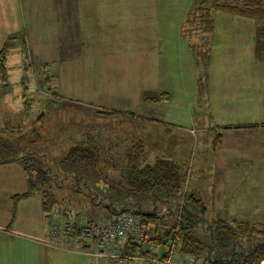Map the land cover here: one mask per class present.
I'll use <instances>...</instances> for the list:
<instances>
[{"label":"rangeland","instance_id":"obj_1","mask_svg":"<svg viewBox=\"0 0 264 264\" xmlns=\"http://www.w3.org/2000/svg\"><path fill=\"white\" fill-rule=\"evenodd\" d=\"M57 1L0 0V51L11 26L19 30L0 72V137L10 140L11 159L34 155L58 176L51 182L59 201L106 219L88 202L121 209L111 187L117 181L107 177L121 178L133 152L117 140L123 131L115 122L145 117L163 136L143 150L150 161L169 159L188 171L184 192L206 202L208 226L224 219L263 230L264 155L248 153L264 143V36L255 19L209 13L207 0H91L103 2L94 8ZM7 13L17 25L7 24ZM146 92L166 97L154 101ZM35 131L41 143H33ZM76 147L95 150L96 171L64 170L61 160ZM19 164L0 166V264H75V256L90 264L75 243L53 234L60 217L44 211L41 186L16 201L28 189ZM148 199L132 201L167 211Z\"/></svg>","mask_w":264,"mask_h":264},{"label":"trees","instance_id":"obj_2","mask_svg":"<svg viewBox=\"0 0 264 264\" xmlns=\"http://www.w3.org/2000/svg\"><path fill=\"white\" fill-rule=\"evenodd\" d=\"M207 1L208 3L205 1L203 7L207 5L209 13L221 12L255 19L258 24V33L260 32L264 36V0ZM9 38L11 39V37ZM10 39L4 44V50L0 51V72L7 71L8 58L6 54L9 50ZM144 95L147 99L154 101L163 100L166 97V94L154 92H146ZM34 135L36 140L33 143H41L42 133L35 131ZM138 149L140 151L135 150L128 154V170L124 175L122 174L121 178L113 180L107 177L108 181H117L112 182L111 187L116 189L119 194V198L115 200L121 206L120 210L115 209L116 206L112 205L113 201L111 205L105 207H101L102 204H97L94 201L88 202L90 207L97 208L96 212L107 215L106 219L97 220L85 217L77 206H72L77 210L79 221L85 217L97 222H106L123 214H133L143 219L149 245L152 248L145 250L144 245L138 244L133 238H130L128 242L120 246L119 254L120 258L124 260L123 264H135V262L153 264L147 256L155 252L154 250L158 247L162 248L164 260L168 257L166 254L168 246H176L178 258L191 257L195 259L196 264H200V261H202L201 264L264 263V240L254 247L246 244L248 239L257 235L264 236V229L237 220L230 223L224 219L217 220L213 225L208 226L205 219L206 202L195 194H191L190 191L184 192L186 179L189 177L188 171L184 174L182 167L169 159L156 157V160L150 161L149 151L143 150V145ZM0 152L2 157H6V159L1 157L0 164L21 163L28 174V189L25 193L16 195V201L28 199L36 192H41L38 187L41 186L43 188L41 193L44 211L51 217L54 214L60 217L57 218V230H53V234L70 243L69 239L72 236L64 232L66 219L64 208L72 202L59 201L57 198L51 180L58 176L46 169L43 162L35 159L34 155L11 159L10 155L15 150L10 143L0 141ZM99 163L100 156L95 150L83 147L74 148L60 162L64 170L81 169L91 172L98 169ZM35 173L37 179L34 178ZM97 174L101 176L99 170ZM134 196H143L153 199L155 202L160 201L162 204H167V211L161 213L157 208L146 211L143 209V203L132 201ZM182 197L183 201L180 203ZM191 207L193 209H190ZM86 247L88 248L89 245ZM136 258L140 259L136 260ZM103 260H106L107 264L117 263L116 259H102L98 261V264H101Z\"/></svg>","mask_w":264,"mask_h":264},{"label":"built area","instance_id":"obj_3","mask_svg":"<svg viewBox=\"0 0 264 264\" xmlns=\"http://www.w3.org/2000/svg\"><path fill=\"white\" fill-rule=\"evenodd\" d=\"M64 212L66 214L64 232L72 236L69 239V246L77 245V251L91 258L90 264H98V261L102 259H116V264H123L124 260L119 254L120 246L128 242L130 238L144 245L145 250L152 248L143 225L144 221L136 215L123 214L106 222H97L85 217L79 221L77 210L70 205L64 208ZM62 219L64 220L63 215ZM55 228L57 230L56 226ZM87 245H89L88 248ZM154 251L147 256L153 264H196L194 258H178L176 246L167 247L168 257L164 260L161 247Z\"/></svg>","mask_w":264,"mask_h":264},{"label":"crops","instance_id":"obj_4","mask_svg":"<svg viewBox=\"0 0 264 264\" xmlns=\"http://www.w3.org/2000/svg\"><path fill=\"white\" fill-rule=\"evenodd\" d=\"M88 1H89V6H91V8H94L96 6H98V7L103 6V2H101V1H98V4H94V2L91 0H88ZM56 6H58V8H61L62 6H66V2H64L62 0L61 1L58 0L56 2ZM57 12H59V10ZM115 12H117V11H115ZM7 17H8V23L7 24H11L12 22L14 23L13 17L12 16L9 17L8 13H7ZM15 25H17V24H15ZM14 27L11 26L10 29L13 31V33L8 35V37L15 35L17 32H19V30H14ZM54 28L57 31H61V24L58 22H54ZM20 32H23V30ZM7 107L10 108V106H8V105H7ZM13 108H14V106H13ZM18 109H19V107H18ZM11 112H14V111L12 110ZM137 118L140 119V120H138L137 124H135L134 120L129 121L126 119L123 120V123L120 121H118L117 123L115 122L117 129L120 128L123 131V133H122L123 137L117 138V140H119L120 143H123L125 145H129L126 149L131 150V151L132 150L135 151L139 148V147H136V145L151 144L152 142L157 141V137L162 138V136H163L162 134H160V131L157 130L156 126L152 123V121H150L149 119H146L145 117H137ZM263 125H264V123H263ZM246 128L257 129V128H260V126H259V124H257V125H253V126H248ZM130 129H132V130H130ZM259 132L264 135V130H260ZM114 135H117V134H114ZM148 139H149V141H148ZM18 140L21 143L23 142L22 138H20ZM261 140H263V139H261ZM0 141L3 143H10V140L7 138V136L0 137ZM178 141L182 142L181 140H178ZM259 150L261 151L260 156H258V154H257ZM248 153H249V157H253L254 159H257L258 157H262L264 155V143L261 144V148L256 149L254 152H253V150H250V151H248ZM12 165H18L19 166L20 164L19 163L0 164V166H5V167H9ZM20 168H21L22 172L26 173V171L24 170L23 164H21ZM26 180H27V184H28V174H27ZM75 264H88V261L85 258H82L80 256H75ZM101 264H107V261L103 260L101 262Z\"/></svg>","mask_w":264,"mask_h":264}]
</instances>
